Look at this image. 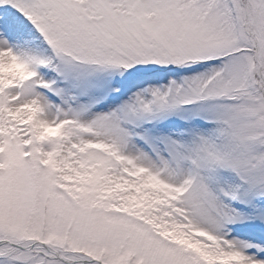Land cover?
Instances as JSON below:
<instances>
[{
    "label": "snow or ice",
    "instance_id": "snow-or-ice-1",
    "mask_svg": "<svg viewBox=\"0 0 264 264\" xmlns=\"http://www.w3.org/2000/svg\"><path fill=\"white\" fill-rule=\"evenodd\" d=\"M0 264H264V0H0Z\"/></svg>",
    "mask_w": 264,
    "mask_h": 264
}]
</instances>
